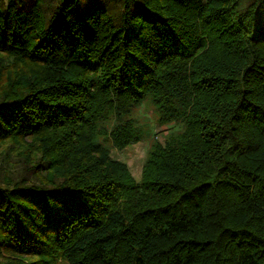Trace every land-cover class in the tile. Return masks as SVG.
Returning a JSON list of instances; mask_svg holds the SVG:
<instances>
[{"label":"trees","instance_id":"16d2710c","mask_svg":"<svg viewBox=\"0 0 264 264\" xmlns=\"http://www.w3.org/2000/svg\"><path fill=\"white\" fill-rule=\"evenodd\" d=\"M60 261L264 264V0H0V264Z\"/></svg>","mask_w":264,"mask_h":264},{"label":"rangeland","instance_id":"374dc122","mask_svg":"<svg viewBox=\"0 0 264 264\" xmlns=\"http://www.w3.org/2000/svg\"><path fill=\"white\" fill-rule=\"evenodd\" d=\"M136 114L138 115L141 124H144L145 126L146 125L150 126L152 124L151 119L153 115L149 107L147 106L140 107L139 109H137ZM154 128L155 126H153V129ZM153 131L158 132L156 136V140L162 142L163 141L162 137L166 133L165 126L157 127L156 130L154 129ZM152 139H153L152 131H148L146 132V135L143 140L135 144H132L122 150H116L113 147L109 146L108 148L110 151V156L113 159L125 162L134 179L139 180L141 167L145 160ZM58 264H67V263L65 261H60L58 262Z\"/></svg>","mask_w":264,"mask_h":264}]
</instances>
